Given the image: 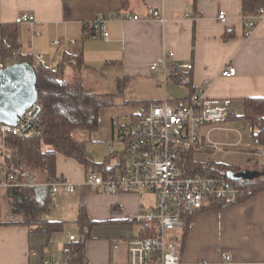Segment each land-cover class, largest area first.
<instances>
[{"label": "crops", "instance_id": "0c3cea01", "mask_svg": "<svg viewBox=\"0 0 264 264\" xmlns=\"http://www.w3.org/2000/svg\"><path fill=\"white\" fill-rule=\"evenodd\" d=\"M155 9L164 15L165 23L149 18ZM220 11L226 15L224 23L217 19ZM126 12L139 19L123 20ZM21 13L34 15L33 29L40 33V36H35L29 26L17 25V39L23 54H44L46 60L53 61V66L45 65L54 68L64 52L81 51L84 68L80 79L85 90V65L94 68L96 64L104 70H114L117 75L108 78L116 80V89L122 83L131 81L142 86L143 97L147 99L140 103L139 111L135 105L137 102L124 101L121 91L118 95L93 93L112 98L114 105L99 111L98 128L88 135V147L97 148L104 143L108 150L112 146L115 153H121L111 143L114 137H117L118 145L122 142L125 129L145 109L144 101L159 103L167 100L171 106L177 107L189 97V90L174 81L164 89L159 82L160 71H151L150 66L164 51L174 53L173 64L192 65L191 71L183 70L181 73L190 75L194 93L198 88L204 89L206 99L242 102L249 97H264V20L259 21L246 38L244 18L247 16L242 14L241 0H127L125 6L122 0H0V24H15L16 17ZM98 17H112L104 24L107 39L87 36L93 31V23ZM86 24L88 28L83 29ZM228 32L230 36L225 39ZM55 40H60L61 44L55 45ZM71 40L75 43L71 44ZM227 66L236 69L233 77L221 76V71ZM128 116H134L130 124L124 129L122 126L115 129V119ZM246 123L245 128L251 135L250 125ZM242 124L245 121L206 124L200 128V135L204 141L228 146L223 149L228 151L241 146V141H244L242 133L239 134ZM119 127H122L120 131L117 130ZM86 150L96 162H101L98 157H105L101 154L104 149L103 152L92 148ZM248 153L253 154L251 151ZM112 156L116 165L118 156ZM3 161L0 145V164ZM246 168L244 172L256 169ZM86 174L85 167L77 161L57 155L56 178H63L77 187L69 193L65 187L58 186L56 195L60 192L65 194V204H54L59 208L57 218H52L53 211L49 214L50 219L66 223L64 231L47 236L24 226H1L0 264L63 261L62 251L70 242L68 236L73 235L76 240L80 238L68 223L76 221L81 206L86 209L89 220L98 223V226L91 228L90 238L85 243L84 260L79 264L128 263L125 241L138 235L137 232L133 236L130 228L133 224L128 219L150 207L153 196L149 194L140 199L137 195L96 193L84 185ZM7 190H0V221L21 222L23 215L10 214ZM70 195L74 197V202ZM76 205L77 214L73 217L71 207ZM106 221L112 223L99 225ZM72 226L78 229L76 222ZM184 232L183 247H180L181 264H264V190L232 206L192 214L185 221L184 231L178 233L179 238ZM223 254L229 255L230 261L224 262L221 258Z\"/></svg>", "mask_w": 264, "mask_h": 264}, {"label": "built area", "instance_id": "2783aa9c", "mask_svg": "<svg viewBox=\"0 0 264 264\" xmlns=\"http://www.w3.org/2000/svg\"><path fill=\"white\" fill-rule=\"evenodd\" d=\"M114 18V17H113ZM150 19L165 23L166 19L158 10H152ZM111 18L98 17L93 23V31L88 38L102 36L107 39L108 34L104 24ZM136 15L126 12L123 20L137 21ZM217 19L224 23L226 15L218 13ZM264 20V6L257 12L244 18V36L249 37L259 21ZM16 25H27L35 36L40 33L34 31L35 17L30 13H21L14 21ZM74 44V41H69ZM61 44L60 40L53 42ZM23 53L20 48L8 51L0 30V72L7 66L18 62ZM37 65L46 64L44 54H32ZM174 53L164 51L150 66L151 71H160V84L165 89L171 82L172 71L192 70L191 64L177 65L172 60ZM236 69L227 66L221 71L222 77H233ZM242 108V102L213 101L204 97V89L198 88L188 103L177 107L171 106L167 100L159 103H148L136 119L125 129L122 142L125 144L121 153H115L109 146V153L116 154L118 159L126 153V163L123 169H116L114 173L102 175L98 171L88 172L84 185L91 191L103 195H137L143 199L147 195L153 196V204L132 215L128 222L139 226L138 235L125 241L128 252L127 264H181L179 232L184 231L187 214L199 211L211 198H222L226 205L238 202L243 191L231 183L215 177L201 174L185 176L177 165L178 151L182 149H197L199 154L210 149L213 153L227 148L226 145L204 141L200 135V128L206 124L222 123L233 110ZM8 137H15L22 143H31L35 139H42L40 131V109L36 104L24 111L21 118L14 124L0 122V145ZM255 148L250 149L253 154L264 157V147L253 140ZM118 163V162H117ZM50 187L52 197L56 195L57 187L63 186L66 191L73 193L76 185L63 178L54 179L46 184ZM17 186L15 177L10 172L9 165L3 161L0 164V190ZM69 241L76 240L73 235ZM115 249L117 246L114 247ZM35 256V253H31ZM224 262L230 261V256H221ZM65 261L46 260L43 264H66Z\"/></svg>", "mask_w": 264, "mask_h": 264}, {"label": "trees", "instance_id": "16d2710c", "mask_svg": "<svg viewBox=\"0 0 264 264\" xmlns=\"http://www.w3.org/2000/svg\"><path fill=\"white\" fill-rule=\"evenodd\" d=\"M127 0H122L125 6ZM243 16H250L264 6V0H241ZM88 28L84 25L83 29ZM3 40L8 51L20 48L16 24H0ZM230 33L225 35L229 38ZM17 61L27 62L34 67L37 84L36 106L40 109V131L42 139L31 143H22L15 137H8L2 148L4 161L8 163L10 172L15 177L17 186L6 191L11 216L23 215L21 222L0 221L1 226H24L30 231L40 232L47 236L64 231L65 222L49 218L54 207L50 187L46 184L56 178V157L62 155L83 165L88 172L98 171L102 175L114 173L123 169L126 163V153L119 157V162L112 164L114 157L110 154L103 161L96 162L86 150V141L77 140L74 132L84 131L87 135L98 128L99 111L113 106L112 98L85 90L80 74L84 68L81 51L64 52L54 68L37 65L32 54H22ZM67 67L73 71V80H65ZM171 81L186 87L190 95L181 105L189 102L194 95L192 80L189 74L172 71ZM149 102L144 101L143 105ZM180 104V103H179ZM245 121L251 128L253 140L264 146V97H249L242 101V108L228 113L224 121ZM204 142V140H203ZM197 149H182L178 151L177 165L185 176L201 174L208 177L223 179L243 191L237 203L246 201L264 190V166L254 172L243 171L234 164H226L208 159L197 160ZM118 159V158H117ZM112 164V165H111ZM259 167V164H256ZM228 173H254L257 176L231 180ZM236 203V204H237ZM234 205V204H233ZM222 198H211L202 209L196 212L217 210L229 207ZM187 214L189 217L196 213ZM80 238L67 243L62 251V257L67 264H79L84 260L85 243L90 238L89 232L98 223L89 220L86 209H78L76 219ZM106 221L99 225L111 224ZM185 232L180 237L182 247ZM180 245V247H181Z\"/></svg>", "mask_w": 264, "mask_h": 264}, {"label": "rangeland", "instance_id": "374dc122", "mask_svg": "<svg viewBox=\"0 0 264 264\" xmlns=\"http://www.w3.org/2000/svg\"><path fill=\"white\" fill-rule=\"evenodd\" d=\"M26 47V45H25ZM30 54V53H28ZM46 64L48 66H53V61H49L46 60ZM86 69H85V82H86V91L87 92H91V93H99V94H103L104 92H109L110 94H119L118 92L121 91V93L123 94V100L124 101H130L131 103L133 102H137L136 107L139 111V108H141V102L147 98L143 97V93H142V86L139 84V82H134L131 81L130 83H122L121 87L117 88L116 85V80H110L108 78V76L111 77V75L116 76L114 73V70L110 71V69L108 70H104V68H101V65H94V69L93 67H89L87 68L88 65H85ZM113 67H111L112 69ZM88 70V72H87ZM64 79L65 80H69L72 81L73 80V75H72V71L70 70V67H67L64 73ZM162 88V87H161ZM170 90V87H169ZM170 94V92H168ZM114 100H118L115 99ZM121 101V100H120ZM122 102V101H121ZM134 117V116H133ZM131 116H128L124 119H120V118H116L115 119V129L118 126H122L123 129L126 128V126L128 124H130V120L131 118H133ZM247 123L245 122V124H242V130L239 131V134L244 136V141H241V146L239 147H235V148H229L228 151L225 150H221L218 151L216 153H213L210 149H208L205 153H200L199 155L196 156L197 160L199 161H206L208 159L214 160L216 162H221V163H226V164H234L236 166H238L239 168H241L242 170H245V167H248L246 169H259L261 166H264V157L257 155V154H250L248 153V151H250V149L255 148V144L254 141L252 140V136L249 133V129L245 128V126ZM122 127H119L117 130L120 131L119 129H121ZM117 131V132H118ZM246 131V132H244ZM74 136L77 140L80 141H86V149L88 148H92L93 150H97L99 152H103L104 149V154L105 157L109 155V150L108 147L104 144L101 143L98 145V147H91V145H89V139H88V135L82 131V130H77L74 133ZM114 147V149L119 152V151H123L124 150V143L121 142L118 145V141H117V137H114L113 142L111 143ZM223 149H225V147H222ZM104 156L102 157H98L100 158V161H102L104 158ZM116 160L113 159L112 164L115 163ZM256 164H259V167L256 166ZM63 196H66L65 194H62L60 192V194L56 195V198H53V202L54 204L58 203L59 205L62 204V206L65 204V199H63ZM71 199L74 200V197L72 195H70ZM69 199V201H72ZM148 200H150V196H148ZM146 202V201H145ZM63 208V207H62ZM72 210H74V215L72 213L73 217H76L77 214V209H78V205L76 206H72L71 207ZM59 209V208H58ZM57 207H52V211L54 212L52 218L55 219L57 218L56 216V211H58ZM76 210V211H75ZM74 222L72 220V222L68 223L69 227L73 228L72 231L75 233H79L78 229L76 226H72V224L74 225ZM107 224H105L104 226H106ZM98 226V225H97ZM132 230V234L133 236H135L137 234V232L139 231V226L137 224H133V226L130 227ZM132 236V237H133ZM124 243V241L122 242Z\"/></svg>", "mask_w": 264, "mask_h": 264}, {"label": "water", "instance_id": "95a60500", "mask_svg": "<svg viewBox=\"0 0 264 264\" xmlns=\"http://www.w3.org/2000/svg\"><path fill=\"white\" fill-rule=\"evenodd\" d=\"M37 84L34 67L18 61L0 72V122L14 125L24 111L36 104ZM252 173L231 174V180L249 179Z\"/></svg>", "mask_w": 264, "mask_h": 264}]
</instances>
